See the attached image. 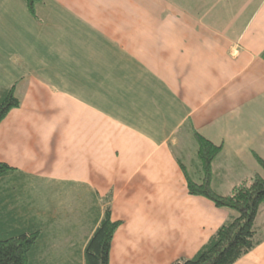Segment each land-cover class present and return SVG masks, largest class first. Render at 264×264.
I'll use <instances>...</instances> for the list:
<instances>
[{
  "label": "crops",
  "instance_id": "obj_1",
  "mask_svg": "<svg viewBox=\"0 0 264 264\" xmlns=\"http://www.w3.org/2000/svg\"><path fill=\"white\" fill-rule=\"evenodd\" d=\"M4 12L28 37L0 78L21 99L0 124V162L19 186L52 190L50 224L63 208L102 213L111 195V264L194 257L232 214L189 191L203 177L197 134L222 146L218 193L264 173V0H40L35 13L9 0ZM263 209L262 241L234 264H264Z\"/></svg>",
  "mask_w": 264,
  "mask_h": 264
},
{
  "label": "trees",
  "instance_id": "obj_2",
  "mask_svg": "<svg viewBox=\"0 0 264 264\" xmlns=\"http://www.w3.org/2000/svg\"><path fill=\"white\" fill-rule=\"evenodd\" d=\"M38 1L26 0L32 13H35ZM20 105L15 86L3 90L0 93V124ZM197 140L203 177L200 182L189 178V191L209 198L219 207L228 208L232 214L194 257L179 259L173 264H234L262 241L256 219L264 204V173H256L229 194H220L213 188L212 181L213 163L222 146L200 134H197ZM257 160L264 171V158L257 156ZM16 171L9 163L0 162V264H52L45 258H48V251L51 256H56V248L48 246L56 237L51 227L55 224L41 220L43 211L35 207L31 188L19 186L18 178L13 176ZM110 201L111 195L105 198L102 213L99 208L89 211L91 234L72 254H81L82 264H111V247L121 221L112 218Z\"/></svg>",
  "mask_w": 264,
  "mask_h": 264
},
{
  "label": "rangeland",
  "instance_id": "obj_3",
  "mask_svg": "<svg viewBox=\"0 0 264 264\" xmlns=\"http://www.w3.org/2000/svg\"><path fill=\"white\" fill-rule=\"evenodd\" d=\"M8 2L9 0H0V78H4L6 71V75H8L10 71H13L15 73L17 69L20 68L14 63L13 60L16 55L20 56V51L15 49L22 48L24 39L28 37L25 36L26 32L22 31V19L18 18L17 15H11V13L5 16L4 11L6 9V3ZM30 36L33 37V33H30ZM2 83L3 82L0 81V93L2 92V90H4V87H2ZM33 182L35 183V185L31 187V190L33 191L31 192L30 196L35 199L36 203H34L37 204L35 205V207L54 215V209L51 208L53 206V203H46L40 200V195H42L43 192L38 193V190H36V187H38L36 186V177L33 178ZM42 191H45V193H43V197H54V194H52V190L42 189ZM85 209L86 208H83L81 210H79V208L74 209L73 213L71 214L67 212L68 209L63 208L61 214H57L60 220L57 221L55 225L51 226L52 228H54L53 234L56 237L54 238V242H50L48 244V246L52 249L54 247L56 248V256H51L52 253H50V251L47 252L48 254L45 253L47 254L46 256L48 258L50 257L49 259H45L52 261V264L53 262L55 264H82V255L79 254L77 256L72 254L76 251L78 245L83 241L85 236L87 234L89 236V222H87L85 225H82L80 222V219L85 216L90 218L89 212ZM263 213L264 209L262 211V214ZM262 214L260 220H262L264 216ZM43 219L44 218H42L41 220L47 222ZM55 227L58 230L57 232Z\"/></svg>",
  "mask_w": 264,
  "mask_h": 264
}]
</instances>
